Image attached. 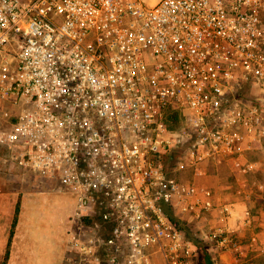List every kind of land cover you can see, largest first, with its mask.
I'll return each mask as SVG.
<instances>
[{
	"label": "built area",
	"instance_id": "1",
	"mask_svg": "<svg viewBox=\"0 0 264 264\" xmlns=\"http://www.w3.org/2000/svg\"><path fill=\"white\" fill-rule=\"evenodd\" d=\"M263 140L264 0H0V160L74 196L64 264H195L234 205L199 178L262 190Z\"/></svg>",
	"mask_w": 264,
	"mask_h": 264
},
{
	"label": "rangeland",
	"instance_id": "2",
	"mask_svg": "<svg viewBox=\"0 0 264 264\" xmlns=\"http://www.w3.org/2000/svg\"><path fill=\"white\" fill-rule=\"evenodd\" d=\"M241 93L245 100H254L259 95V90L245 86ZM4 153L5 150H2L1 155ZM248 157L252 161H260L262 169L256 174H248L247 180L264 183V140ZM210 168H229V176L235 179L228 165ZM189 174L190 172L180 173L182 177ZM57 185L56 181L0 160V198H5L0 213V259L3 258L15 209L18 207L10 248L11 253L14 246L11 264H64L63 258L69 254L66 239L71 226L69 218L75 212V198L69 192L59 191ZM209 188L214 191V187ZM197 224L194 227L182 224L195 245L198 240H203L202 231L209 232L201 222L200 226ZM212 242L216 241L211 239L210 243ZM195 264H199L198 254Z\"/></svg>",
	"mask_w": 264,
	"mask_h": 264
},
{
	"label": "crops",
	"instance_id": "3",
	"mask_svg": "<svg viewBox=\"0 0 264 264\" xmlns=\"http://www.w3.org/2000/svg\"><path fill=\"white\" fill-rule=\"evenodd\" d=\"M229 168L208 169V174L199 178L198 182L208 187H214V192L218 193L222 203H234L233 216L231 218H222L214 211L209 215L207 220L201 221L203 227L208 228L209 232L216 226H225L234 236L238 237L245 246L242 254H235L232 251L222 250L216 242L210 243V239L204 238L208 244V250L211 255L213 264H264V188L262 190L255 187L244 186L239 183V178L232 171L235 179H231ZM248 174L245 179H248ZM242 178V179H244ZM248 181V180H247ZM241 190V194L239 191ZM3 199L0 198V213L3 206ZM249 216L252 224L249 227L243 225V219ZM10 233V232H9ZM257 236V243L247 246L251 236ZM16 234L14 237L15 243ZM9 239V236H8ZM6 241V247L7 242ZM5 247V252H6ZM14 251L12 247L7 264H11V258ZM3 258L0 259L2 264Z\"/></svg>",
	"mask_w": 264,
	"mask_h": 264
},
{
	"label": "trees",
	"instance_id": "4",
	"mask_svg": "<svg viewBox=\"0 0 264 264\" xmlns=\"http://www.w3.org/2000/svg\"><path fill=\"white\" fill-rule=\"evenodd\" d=\"M18 213H19V209H18V207H16L15 213H14V219H13L12 226H11L10 233H9V239L7 242L6 252H5L2 264H7V261H8L9 256H10L11 242H12V238L14 236V229L16 226ZM190 226L194 227V224H191ZM187 234H189V233H187ZM195 246L197 248L199 264H213L212 259H211V255H210L209 250H208L207 242H205L203 240H198L196 242Z\"/></svg>",
	"mask_w": 264,
	"mask_h": 264
}]
</instances>
